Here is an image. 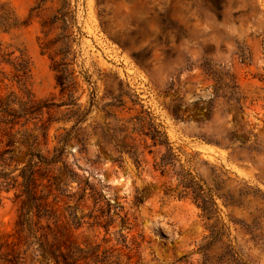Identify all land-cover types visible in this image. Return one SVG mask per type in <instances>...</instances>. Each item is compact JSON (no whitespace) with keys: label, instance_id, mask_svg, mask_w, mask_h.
Here are the masks:
<instances>
[{"label":"rangeland","instance_id":"374dc122","mask_svg":"<svg viewBox=\"0 0 264 264\" xmlns=\"http://www.w3.org/2000/svg\"><path fill=\"white\" fill-rule=\"evenodd\" d=\"M1 17L16 26L0 42L28 59L30 79L18 86L5 66L0 100L47 108L9 137L0 128V264H40V240L88 258L78 264H197L212 222L171 193L152 126L205 191L264 193V0H0ZM51 58L67 64L75 107ZM231 136L260 152L234 151ZM236 246L264 264L262 246Z\"/></svg>","mask_w":264,"mask_h":264},{"label":"trees","instance_id":"16d2710c","mask_svg":"<svg viewBox=\"0 0 264 264\" xmlns=\"http://www.w3.org/2000/svg\"><path fill=\"white\" fill-rule=\"evenodd\" d=\"M10 26L16 25L15 23L10 24L9 20L4 19V17L0 18V27L3 28V31L10 29ZM43 49L50 50V44H45ZM57 54L55 53V56H58ZM63 56H66V54H63ZM64 58L59 62L51 58L54 60L52 70L57 73L56 82L61 92L68 94L70 99L68 103L62 105L75 107L77 104L71 99L72 82L67 64L63 62ZM5 66L11 68L12 80L18 86L25 88L30 79V63L28 59L22 53L16 55L15 51L10 50L9 47L4 46L0 42L1 75H5ZM16 104L18 109H13ZM44 108H47V106L37 104L31 98L23 102H17L11 95L7 96L5 100H0V128L9 137L16 125L27 127L29 123H33L35 120L38 121ZM79 122L80 120H77V123ZM34 125L35 127L37 126L36 123ZM47 130L43 134L45 139L48 137ZM148 134L153 146L165 147V152L160 155L158 161V169L161 175L166 173L171 179L175 180V185L170 189L171 193L178 199L190 198L202 211L206 219L212 222L209 226V235L205 237L204 242L198 248L201 257L197 264H250L241 257L237 250V235H240L246 243L252 242L254 245H260L262 246L261 248H264V193L260 189L249 186L246 183L239 184L233 189L216 185L214 190L209 188L205 191L203 185L197 182L189 171H186L181 164L177 165L176 155L173 153L165 133L156 126H152ZM68 137L69 134H65L61 142L66 143ZM102 142L105 141H100L102 149L108 153ZM207 142L223 145L220 142ZM229 142L227 147L236 146L234 151L238 149L249 154L260 152L256 143L248 145V138L236 142L231 136L229 137ZM63 151L64 148L60 150V155ZM131 155L135 156L132 153ZM110 156L112 157L111 153ZM133 160L138 164V160L135 158ZM58 161V157L55 156L53 160L40 162L50 165ZM114 161L121 163L120 157L114 159ZM30 173L32 174V171ZM261 176L264 177V175H259L258 178L264 181ZM27 181L28 177H24L25 187H27ZM217 199L221 201L222 208L218 204ZM235 210L245 211L246 217H235ZM232 231L235 232V235L232 234ZM124 242L125 238L123 237ZM38 251L41 257L40 264H78L80 259H88L87 257L73 259L75 252L71 253L69 250L63 253L52 250L45 241L41 240ZM79 252L83 251L79 249ZM90 258L95 264L104 263L110 257L104 256L99 260L95 256ZM130 260L131 257L127 256L126 264H129Z\"/></svg>","mask_w":264,"mask_h":264}]
</instances>
